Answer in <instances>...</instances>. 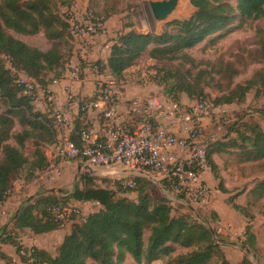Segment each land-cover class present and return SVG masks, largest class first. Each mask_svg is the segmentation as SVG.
<instances>
[{"label": "trees", "instance_id": "trees-1", "mask_svg": "<svg viewBox=\"0 0 264 264\" xmlns=\"http://www.w3.org/2000/svg\"><path fill=\"white\" fill-rule=\"evenodd\" d=\"M190 4L195 12L188 19L169 24L176 29L174 34L167 31L160 35L130 31L120 35L110 49L107 73L116 78L121 77L150 46H153L150 58L154 60L177 61L180 64L177 66H193L195 61L186 51L207 37L225 30L236 17L243 21L264 19V0H236V7L231 6L228 0H190ZM66 28L65 22L54 10L53 0H2L0 56H7L14 68L38 85L47 86L53 79L63 76L72 55V46L66 55L59 49L60 42L68 41V38L65 41ZM39 33L53 43L46 52L31 48L12 35L34 36ZM259 62L264 65V41L260 47ZM162 73L163 79L158 84L163 86L165 96L174 101L180 102L182 95L188 100L204 95L200 73L193 76L190 70L181 73L177 69H163ZM252 89L256 90V97L264 91V67L244 85L236 86L231 94L220 97L215 103L241 104ZM0 97L6 104V112H0V202H3L14 184L20 181L18 179L24 169L27 174L24 180L30 181L36 172L48 165L40 145L33 150L31 157L25 154L27 141H42L52 146L56 135L52 119L33 108L31 98L22 95V89L13 84L1 60ZM16 119L25 127L14 136ZM233 133L235 137L229 139V144L226 139L221 144L208 142L207 145L210 168L218 180V189L222 193L227 192L212 156L222 152L225 147H235L245 151V161L257 162L262 179L256 182L249 193L257 201L262 200L264 129L258 124H250L246 126V131L229 132L232 136ZM11 141L14 145L10 144ZM109 179L85 174L79 180L82 188L74 187L67 196L60 197L46 191L41 196L27 199L10 227L5 228L0 235V243L11 244L18 253L20 246L15 240L19 236L18 231L29 229L34 235H42L59 228L51 214L54 205H67L70 201L91 202L97 203L100 208L88 214L84 222L77 220L70 223V232L56 248L54 256L33 248L31 257L35 261L32 264H123L126 255L133 260L130 264H152L155 261L165 264H210L215 258L216 264H232L224 257L219 247L222 241L215 232L211 233L208 223L185 215L173 216L172 207L166 200L156 202L147 193L150 181L133 178L136 183L133 190L137 189V195L136 200H129L127 197L118 198L112 188L96 185ZM237 196L229 197L226 204L251 220L252 216L248 215L245 208L234 203ZM261 215L264 217V211ZM2 227L4 225H0V231ZM246 235L243 247L255 253L256 245L249 225ZM179 248L187 251L177 254ZM0 260L8 261L1 250ZM234 264L251 262L245 254L239 263Z\"/></svg>", "mask_w": 264, "mask_h": 264}, {"label": "built area", "instance_id": "built-area-1", "mask_svg": "<svg viewBox=\"0 0 264 264\" xmlns=\"http://www.w3.org/2000/svg\"><path fill=\"white\" fill-rule=\"evenodd\" d=\"M62 20L72 45L64 75L44 87L26 75L16 80L22 95L44 103L56 135L48 165L38 172L39 179H60L65 163L73 160L98 169L121 166L132 172L153 173L183 201L203 205L210 194L202 179L210 170L204 121L217 125L227 121L229 113L224 105L209 100L183 104L157 95L125 98L105 79L107 59L116 42L105 39L106 23L75 2L65 8ZM0 60L14 68L7 56ZM87 74L94 78V90L89 97L78 96L72 86L81 84ZM51 86L60 87L63 97ZM117 180L125 190L136 186L131 178ZM6 200L0 202V209ZM51 214L59 226L84 222L87 216L81 207L69 204L54 205ZM15 240L20 246L17 256L25 261L9 264H32L33 248L24 247L20 236Z\"/></svg>", "mask_w": 264, "mask_h": 264}, {"label": "rangeland", "instance_id": "rangeland-1", "mask_svg": "<svg viewBox=\"0 0 264 264\" xmlns=\"http://www.w3.org/2000/svg\"><path fill=\"white\" fill-rule=\"evenodd\" d=\"M1 1L2 0H0V2ZM148 1L150 0H53V6L55 12L62 19V13L65 8L73 2L78 3L82 9L88 10L106 23L107 34L105 39L107 41L117 40L120 35L130 31L142 34L152 33L155 35H160L167 31L174 34L176 29L170 27L169 24L174 21L187 19L194 12L189 0H187V2L183 0L184 5L180 2L178 3V10L181 12L180 15L174 13L167 20L156 23L152 19ZM228 3L236 7V0H228ZM12 35L29 47L36 48L43 52L48 51L53 44L48 41L42 33L34 36ZM65 41L67 42H60L59 49L66 55L70 46H72L69 41L68 33L65 35ZM263 41L264 19L243 21L236 17L225 30L207 37L202 43L186 51L195 61L193 66L188 64L177 66L180 65L177 61L167 62L154 60L150 58V51L153 48V46H150L132 66L123 72L121 77L116 78L106 72L105 79L112 82L120 93L128 95L130 98L138 96L146 97L149 95L165 96L163 86L158 84V82H161L163 79L162 70L177 69L181 73L190 70L193 76L198 73L201 74L200 82L204 95L201 96V98L189 99L188 104H193L200 100H209L215 103L220 97L231 94L236 86L244 85L256 72L264 67V65L259 62L260 47ZM2 63L4 69L8 71L9 76L12 78L14 85H16V80L24 78L23 75L25 74L23 72L16 68H10L3 61ZM49 76L52 77V74ZM255 91V89H252L245 96L241 104L224 105L226 111L229 113V118L227 121L217 125L219 127L217 132L221 137L227 135V133L229 134V132L231 133L233 130L244 132L246 131V126L250 124H258L264 129V91L257 97L255 96ZM31 104L37 112L46 114L47 109L44 105L39 106L35 102H31ZM0 112H6V104L2 97H0ZM15 122L13 129L14 136L19 134L25 127V125L19 124L17 119ZM231 137H235V134L233 133V136L229 134L226 143L229 144L228 141ZM34 141L35 140L27 141L25 154L31 157L33 150L40 145L45 155H48L46 157L49 161L52 146H48L42 141ZM10 144L14 145V142L11 141ZM222 154L223 155L220 157L221 161H219L220 168L218 167L219 174L224 184L230 189L229 193H236L238 191L236 195H241V199H239L238 196V199H236L234 203L244 207L248 215L252 216L251 220L239 214L240 216H237V219L234 216L228 217L225 223L220 225L218 224L219 220L217 215L211 210L207 202L201 206H197L183 201L171 193L168 186L161 179L152 181L149 187L146 188V191L156 202L161 199L166 200L172 207L173 216L185 215L191 219L196 218L200 222L205 220L210 229L215 232L216 236L222 241L219 246L220 250L223 251L224 257L230 263H239L246 254L251 264H264V217L261 215L264 211V198L257 201L256 198L249 193L256 182L262 179V173L257 169V162L253 163L244 160V150L235 147H225ZM85 169L81 160L69 161L64 165L63 176L53 182L40 180L38 176L39 171L34 174L32 180L26 181L24 179L27 174L26 169H24L18 180H20V182H28L30 187L24 189L25 193H22L23 196L20 203H25L27 199L37 197H29L31 194H39L38 196H41V194H44L46 191L50 193L51 189L61 190V194H57L56 192L52 193L57 196L69 195L74 187L78 186V188H82L79 181L82 175L89 174L98 177L90 174ZM96 185L107 189L112 188V190L116 192L118 198L127 197L128 199L129 197V200H136L135 196L137 195V189L125 190L119 186L117 179L113 178L97 182ZM211 192L210 190L209 196ZM68 204L76 206L73 201L68 202ZM230 206L228 205V207ZM3 208L0 209V212L4 211L2 217L5 220L6 205H4ZM230 210L234 211L231 208ZM11 215L12 212L9 216ZM4 220L0 217V223H2L0 225L6 223V220ZM248 225L254 237L256 245L255 253L254 251L246 252L243 247V243L247 240L246 227ZM69 226V223L61 225L59 229ZM28 237L30 236L28 235ZM55 247V244L52 242L50 251L53 252ZM186 251L185 249L179 248L177 254L185 253ZM21 260V262L25 261L23 259ZM130 263H133V260L130 256L126 255L123 264ZM216 263V258L210 262V264ZM161 264L165 263L161 262Z\"/></svg>", "mask_w": 264, "mask_h": 264}, {"label": "crops", "instance_id": "crops-1", "mask_svg": "<svg viewBox=\"0 0 264 264\" xmlns=\"http://www.w3.org/2000/svg\"><path fill=\"white\" fill-rule=\"evenodd\" d=\"M64 73H63V75H64ZM93 82H94V78L90 74H87L83 77V82L81 84H74L72 86V90L78 96L89 97V96H91V94L94 90L93 89L94 88ZM49 85H50V83H49ZM51 89L60 98L63 97V94L60 90V87L51 86ZM121 95L124 96L125 98H130L128 95H124L122 93H121ZM180 101H181L180 103H183V104L189 103V100L184 95L181 96ZM37 104L39 106H41L44 103L42 101H39ZM204 125H205L204 135L209 142L221 144V143H223V141L228 139V137H229L228 133H227V135H225L223 137H221L219 135V133L217 132L219 127L217 126V124L215 122H212L211 120H205ZM223 151L224 150H222V152H218L220 154L216 153V154H213V156H212V161L216 165L218 173H219L218 167L220 168L219 161H221L220 157H221V155H223L222 154ZM46 156H48V155L46 154ZM83 165H84V168L89 167L93 171V175H96L98 177H105L108 179L109 178L110 179H113V178L117 179L118 177H127V178H131V179H133V178L146 179L150 182L154 181L155 179H160L159 176H157L153 173L144 172V171L132 172V171H129V170H127L121 166H115L114 168L98 169V168L90 167L84 163H83ZM85 170L88 171L87 169H85ZM112 172H114L115 175H110V173H112ZM202 179L206 182V184L209 186L210 190L212 191L211 195L208 197L206 202L209 204V207H211V210L217 215L218 220H219L218 224L223 225V223H225V221H226V218L231 217V216L232 217L234 216L237 219L238 218L237 216H240V215L238 213H236L235 211L230 210V207H228V205L226 204V200L229 197L235 196L236 194H238L237 193L238 191L236 193H233V192L229 193L230 189H228V186L224 184V181L221 177L223 187L227 190L226 193H222L218 189V180H216L214 178L211 168L209 171H206L203 174ZM29 187H30L29 183L28 182L25 183L24 181H21V182L18 181L14 184V189L12 190L13 192L10 195V197L6 200V203H5V205H6V219L5 220L6 221L2 217V215L4 214V211L0 212V214H1L0 217L2 218V220H4L6 222V223H4V227H2V230L0 231V235L5 230V228L10 227V225L12 224L14 219L16 218V214L19 211V208L21 207V205L23 204V203H20L22 196H23L22 193H25L24 189L29 188ZM34 196L36 197L35 194H31L29 197H34ZM60 197H63V195H60ZM237 197H236V199H238V198L241 199V195L238 198ZM73 203L76 204V206L81 207L86 215L93 213L100 208L97 203H91V202L80 203V202H74V201H73ZM11 212H12V215L9 216ZM0 224H2V223H0ZM18 232H19L20 237H21V244L24 247H26V248L32 247V248H35L38 250H43V251L49 253L51 256H54L55 252H56V248L61 244L64 237L70 232V226L69 227H62L60 229L58 228L57 230H54L52 232L42 234V235H34L29 229H23V230H20ZM28 235L30 237H28ZM52 242L56 246L53 252L50 251V247H51ZM0 250L6 256V258L8 259V261L10 263L13 261H16V262L19 261V257L17 256L16 249L11 244L0 243ZM245 251L249 252V250L246 248H245ZM8 261L0 260V264H9ZM152 264H161V261H155Z\"/></svg>", "mask_w": 264, "mask_h": 264}, {"label": "water", "instance_id": "water-1", "mask_svg": "<svg viewBox=\"0 0 264 264\" xmlns=\"http://www.w3.org/2000/svg\"><path fill=\"white\" fill-rule=\"evenodd\" d=\"M179 2L180 0H155V1L150 0L148 1V7L150 9V13H151L153 21L156 23H159L161 21L167 20L174 13H177L178 15H180L181 12L178 10ZM189 3H190V0H189ZM191 7L194 9L192 5ZM194 12H195V9H194ZM179 21H182V20H179ZM85 168L89 171V173L93 174V171L89 167H85ZM110 175H115V173L112 172L110 173ZM50 192L51 193L56 192L58 194H61L60 189H52ZM211 233H213L212 230H211Z\"/></svg>", "mask_w": 264, "mask_h": 264}, {"label": "bare ground", "instance_id": "bare-ground-1", "mask_svg": "<svg viewBox=\"0 0 264 264\" xmlns=\"http://www.w3.org/2000/svg\"><path fill=\"white\" fill-rule=\"evenodd\" d=\"M185 2H187V0H185ZM180 3L183 4V0H180ZM184 5V4H183Z\"/></svg>", "mask_w": 264, "mask_h": 264}]
</instances>
